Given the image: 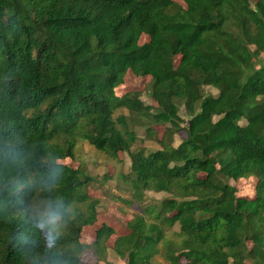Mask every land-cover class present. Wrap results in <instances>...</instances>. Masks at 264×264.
<instances>
[{"label": "trees", "instance_id": "trees-1", "mask_svg": "<svg viewBox=\"0 0 264 264\" xmlns=\"http://www.w3.org/2000/svg\"><path fill=\"white\" fill-rule=\"evenodd\" d=\"M181 1L0 0V264L106 258L108 228L81 242L97 180L60 163L80 144L129 156L123 204L167 196L115 241L126 264H264V0ZM128 71L157 106L115 95ZM137 127L158 150H134ZM251 178L255 196H237Z\"/></svg>", "mask_w": 264, "mask_h": 264}, {"label": "rangeland", "instance_id": "rangeland-1", "mask_svg": "<svg viewBox=\"0 0 264 264\" xmlns=\"http://www.w3.org/2000/svg\"><path fill=\"white\" fill-rule=\"evenodd\" d=\"M175 2L184 5L181 0H174ZM148 41V37L142 36L140 44ZM149 77H139L133 72L128 71L120 86L115 89V95L120 98L126 94L138 93L140 99L147 105L157 106L156 102L152 100L149 94ZM208 92L215 94L212 89ZM126 114V113H125ZM182 118L185 120L183 127L187 126L189 118L181 113ZM153 131L159 140L163 139L166 126H151ZM137 135L139 136V143L134 148H146L149 150H158L159 146L152 141L143 139L145 134L144 127L136 128ZM185 137L184 131L175 135L174 146L177 147ZM61 164L69 165L70 167L77 169L79 166L91 177L96 178L97 182L89 190L88 194L93 200H99V207L97 212V221L91 226H87L83 229L81 234V242L86 244H92L95 241L96 233L99 230L112 231L110 237L106 242V258L101 261L100 264H126L121 260L118 255L115 254L113 247L117 239L129 235L130 230L128 225L133 221L135 215L141 211L143 206L157 205L163 201L167 196L164 194H156L153 192H146L142 205L135 203L132 206L123 204L124 201H132L129 194L122 192L120 189V175L128 174L130 170L131 160L126 154H119L117 159H110L104 154L96 151L88 144H80L77 149L76 161L65 159L60 161ZM106 176V180L105 177ZM256 179H244L237 182H231L237 189V196L252 199L256 194ZM124 189V188H123ZM37 215L43 217L47 216V212L42 209V204L36 206ZM49 222V219L46 220ZM158 264H165L162 258H157ZM84 262L88 264H95L97 258L95 254L90 251L84 257ZM185 263V261H183Z\"/></svg>", "mask_w": 264, "mask_h": 264}, {"label": "clouds", "instance_id": "clouds-1", "mask_svg": "<svg viewBox=\"0 0 264 264\" xmlns=\"http://www.w3.org/2000/svg\"><path fill=\"white\" fill-rule=\"evenodd\" d=\"M60 219V216H59V214L58 213H52L51 215H50V217H49V222H51V223H54L55 221H57V220H59ZM38 227H40V229L41 230H45V224H40V225H38ZM45 236H46V238H51V232H49V231H45ZM51 247L52 248H56L57 247V245L55 244V243H53L52 245H51Z\"/></svg>", "mask_w": 264, "mask_h": 264}]
</instances>
